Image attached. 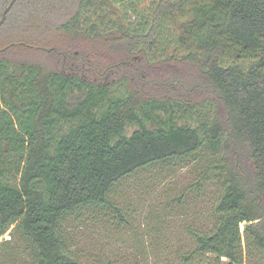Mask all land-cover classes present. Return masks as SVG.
Masks as SVG:
<instances>
[{"label":"trees","instance_id":"16d2710c","mask_svg":"<svg viewBox=\"0 0 264 264\" xmlns=\"http://www.w3.org/2000/svg\"><path fill=\"white\" fill-rule=\"evenodd\" d=\"M92 40L113 56L96 64L104 54L79 46ZM15 45L47 49L67 71L12 60ZM80 72L118 74L124 92ZM134 77L151 96L129 87ZM201 157L193 186L216 178L212 221L180 264L264 259V0H15L0 25V236L16 242L6 257L95 264L73 250L69 218L122 217L110 199L121 179Z\"/></svg>","mask_w":264,"mask_h":264},{"label":"rangeland","instance_id":"374dc122","mask_svg":"<svg viewBox=\"0 0 264 264\" xmlns=\"http://www.w3.org/2000/svg\"><path fill=\"white\" fill-rule=\"evenodd\" d=\"M74 42L77 40L70 37L56 45L68 47ZM103 44L92 40L86 43L80 41L79 46L86 51L100 50L104 56L95 62L97 64L113 56ZM36 48L15 45V48L7 50L6 55L12 60L38 62L67 71L58 58L56 60L46 54L47 49ZM184 70L185 73L193 71L187 67ZM80 75L97 83L109 84L115 94L124 92L118 74L103 77L93 72H80ZM129 87L142 90L146 97L152 95L138 77L131 79ZM209 163L206 157H201L197 165L178 168L148 166L121 179L110 199L119 208L122 217L108 207L85 210L77 218H69V238L77 256L83 262L95 264L106 260L112 264H180L181 255L195 247L192 232L204 231L211 226L217 180L211 176L208 182L201 181L199 190L193 186L203 167ZM8 238V232L0 236V264H23L21 253H17L14 260L5 256V250L16 244L14 240L8 245L1 243ZM244 264H264V259L257 251L245 250Z\"/></svg>","mask_w":264,"mask_h":264},{"label":"water","instance_id":"95a60500","mask_svg":"<svg viewBox=\"0 0 264 264\" xmlns=\"http://www.w3.org/2000/svg\"><path fill=\"white\" fill-rule=\"evenodd\" d=\"M14 2L15 0H10L9 3L4 7L0 17V25L4 22L7 12L10 10Z\"/></svg>","mask_w":264,"mask_h":264}]
</instances>
